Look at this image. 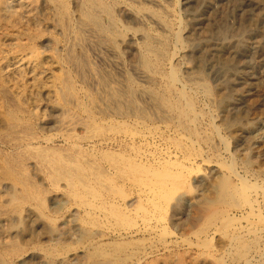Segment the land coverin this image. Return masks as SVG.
<instances>
[{
	"label": "bare ground",
	"instance_id": "1",
	"mask_svg": "<svg viewBox=\"0 0 264 264\" xmlns=\"http://www.w3.org/2000/svg\"><path fill=\"white\" fill-rule=\"evenodd\" d=\"M122 1L138 0H0V264H50L57 255V246L49 239L42 241L46 234L41 228L55 220L57 203L61 200L67 205L73 203L85 218L93 207L97 210L92 202L96 197L107 207L100 213L106 220H113L116 228L104 229L95 237L91 230L84 229L83 224L88 225V220H82V230L88 235L83 236L82 233L79 238L80 232L78 238L87 252V264H116L112 259H116L118 264H216L215 255L201 247L192 249V246L200 245L199 241H190L181 235L182 232L178 244L186 246L184 252L174 251L176 240L162 241L160 246L149 248L133 262L127 261L131 258L126 253L132 239L157 232L152 216H156L170 197L138 198L135 208H141L145 203L148 209L143 212L145 215L140 216L139 222L127 224L129 211L119 207L116 202L119 199L115 201L110 191L114 184L111 176L124 177L131 159L127 161L130 157L125 159V154H119L120 151H110L123 146L125 140L132 142L136 139L133 133L132 136H124L127 130L133 129L129 124L130 119L148 117L149 109L154 107L159 115L161 112L169 115L172 103L167 98L169 94L167 97L164 94L171 93L172 87L183 85V89L177 92L178 96L185 94L187 86L201 92L206 98L209 90L200 82L203 77L196 76V72L181 76L184 82L180 81L177 72L179 66L174 63L178 54L168 49V37H165L168 36L167 32L170 33L169 21L167 23L158 13L145 8L125 6L122 9L128 11L138 24V27L132 28L115 15V9L122 5ZM149 4L152 6V3ZM202 4L210 6V1L202 0ZM159 9L163 10L162 7ZM147 24H155L166 32L165 36H153L148 32L150 29L146 30ZM124 46H133L136 50L127 66L120 52ZM178 47H183V44ZM164 82L165 92L153 87L155 84L164 86ZM131 166L130 169L137 168ZM232 188L227 182L222 188L223 197L230 196ZM123 205L125 207V203ZM191 213L196 218L206 215L208 225H212L198 233L191 230L192 234L205 237L216 233L222 226L218 222L230 219L224 213L220 215L217 210L205 212L192 208ZM92 222L90 224L94 227ZM104 239L112 243L104 245Z\"/></svg>",
	"mask_w": 264,
	"mask_h": 264
},
{
	"label": "rangeland",
	"instance_id": "2",
	"mask_svg": "<svg viewBox=\"0 0 264 264\" xmlns=\"http://www.w3.org/2000/svg\"><path fill=\"white\" fill-rule=\"evenodd\" d=\"M147 1L138 0L128 3L122 1L124 4L122 3L115 9V15L121 22L132 28L133 26L134 28L138 27V24L132 19L128 11L122 9L125 6L145 8L155 12V14L158 13L157 15L165 19L167 23L169 21L170 33L167 32L168 36H165L166 32L160 30L155 24H147L146 30L150 29L147 31L153 36L164 35L169 38V40L167 38L168 49L174 50L175 54H178L174 63L177 67L179 66L177 72L180 81L184 82V77L181 78V76L196 72V76L203 77L204 80L201 78L202 81L200 80V82L207 86L209 95L206 98L201 92L187 86L185 94L178 96L177 92L183 89V85L172 87L171 93L166 92L164 94L166 97L169 94L167 98L172 103L168 111V113L170 112L169 115H163L162 112L159 115L156 107H154L155 109L151 107L149 116L153 118L148 116L149 118H142L143 120L141 118L133 119V121L130 119L129 124L133 129H129L131 133L127 130L124 136H132L133 133L136 139L132 142L125 140L126 143H124L127 146L124 144L117 147L118 149L115 147L110 151L112 153H119L120 151L119 154H125V159L130 157L127 160L131 159L128 163L137 167L135 169L129 164L126 168L131 166L133 169L125 168L124 177L111 176L114 191L111 190L109 193L115 201L119 199L116 202L122 210L129 211L130 214L126 219L127 224L139 222L140 216L145 215L143 212L145 213V209H148L145 203L144 206H140L141 208H135L138 206V198L152 199L163 195L168 198L172 197L164 205L165 207L163 206L155 214L159 218L152 216V221L157 226V232L150 236L132 239L131 247L127 249L126 253V256L130 257L131 255L132 259L128 258L127 261L133 262L149 248L160 246L165 241L176 240L177 245L173 249L176 250L175 252L182 253L186 246L183 243L181 245L178 243L181 239L180 236L185 235L194 243L199 241L200 245L197 246L196 244L192 246V249L201 247L213 256L215 255L216 264H264V0H209L210 6H204L202 0ZM149 3H152V6ZM160 6L163 10L159 9ZM178 23H180V27ZM175 30L180 31V35ZM182 44L183 47L179 48L178 46H182ZM124 47L121 48L120 52H122L121 56L123 54L122 59H126L124 62L127 63V66L133 59L136 50L133 46ZM163 84L164 86L155 84L153 87L166 91L165 82ZM188 98L191 102L188 101ZM193 99L194 101H192ZM188 103L193 105V110L190 109L191 106ZM206 104L209 107L205 106ZM187 106L189 107L187 108ZM137 139L138 141H136ZM129 148L130 150H128ZM135 148L137 149L135 150ZM129 172L137 174L131 173L136 178H133ZM239 179L244 182L242 183ZM135 180L137 185L134 183ZM227 182L233 187L232 195L223 197L222 188ZM245 182L247 183L245 184ZM243 185L246 186L243 187ZM98 199V197L92 199L97 210L93 207L90 214L86 215L85 218L83 213L75 209L73 203L67 205L62 200L57 203L56 210L58 211L55 212L57 214L55 220L50 225L41 228L46 234V238L42 241L46 242L45 240L49 239L52 244L57 246L55 249L57 255L50 264H87V252L81 247L82 241L79 239L82 237V233L83 236L88 235V232L86 235L82 230L83 219L88 220V225L83 224L84 229L86 231L91 230L90 232L94 235L97 234V236L99 235L98 232L104 229L114 230L116 228L113 220H106L103 213H100L102 209H107V207ZM123 203H125L126 209H124ZM192 208L194 211L201 209L205 212L209 209L217 210L220 215L224 213L230 219L225 217L226 220L223 219L222 222H218V225L222 226L217 225L219 229L216 228L218 230L213 236L195 235L192 233L195 231L198 233V231L205 230L212 225H208L206 215H201L202 217H197L198 219L193 216ZM120 210L119 208L118 211ZM134 218L136 220H133ZM90 222L94 223V227L91 226L93 224ZM225 223L228 225L225 226ZM167 234L170 236H166ZM109 242L112 243L111 240L104 239V245ZM100 243L102 244L103 241ZM112 262L118 264L116 259H112Z\"/></svg>",
	"mask_w": 264,
	"mask_h": 264
}]
</instances>
